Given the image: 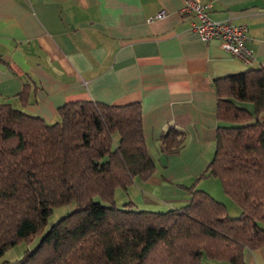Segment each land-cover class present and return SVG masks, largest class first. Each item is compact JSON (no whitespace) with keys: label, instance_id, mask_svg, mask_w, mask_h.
<instances>
[{"label":"trees","instance_id":"1","mask_svg":"<svg viewBox=\"0 0 264 264\" xmlns=\"http://www.w3.org/2000/svg\"><path fill=\"white\" fill-rule=\"evenodd\" d=\"M212 82L215 151L197 178L217 177L240 207L235 216L194 184L178 207L115 205L116 188L156 170L137 101H69L55 121L0 102V256L43 230L56 206L79 204L52 222L33 249L0 264H245L246 249L264 246V68ZM29 89L26 82L17 94L22 105ZM183 145L182 130L162 133L161 150L175 153Z\"/></svg>","mask_w":264,"mask_h":264},{"label":"crops","instance_id":"2","mask_svg":"<svg viewBox=\"0 0 264 264\" xmlns=\"http://www.w3.org/2000/svg\"><path fill=\"white\" fill-rule=\"evenodd\" d=\"M202 1L210 4L212 18L247 25L250 63L224 50L218 39L201 40L190 27L192 14L181 13L185 0H0V102L55 121L58 107L69 101H137L156 170L123 188V205L178 207L189 199L186 186L194 184L223 201L229 214L240 213L217 177L197 176L215 151L213 79L264 68V1ZM160 10L165 13L158 15ZM26 82L29 95L22 105L17 94ZM169 126L184 132L175 153L160 149ZM243 256L245 264H264V246Z\"/></svg>","mask_w":264,"mask_h":264},{"label":"built area","instance_id":"3","mask_svg":"<svg viewBox=\"0 0 264 264\" xmlns=\"http://www.w3.org/2000/svg\"><path fill=\"white\" fill-rule=\"evenodd\" d=\"M181 13L192 14L191 29L203 41L220 40L221 47L232 55L250 63L253 59L251 50L247 47V25L235 24L228 20L214 19L209 15L210 4L202 0H185ZM160 10L158 15L164 14Z\"/></svg>","mask_w":264,"mask_h":264},{"label":"rangeland","instance_id":"4","mask_svg":"<svg viewBox=\"0 0 264 264\" xmlns=\"http://www.w3.org/2000/svg\"><path fill=\"white\" fill-rule=\"evenodd\" d=\"M249 108H251V104H249ZM259 118L260 119H264V112L260 113ZM117 190L118 191L115 190L116 205H117V207H122L123 203L126 201V200H124L126 192H125V189L120 188V187ZM221 190H222V188H221ZM222 192H223V190H222ZM226 199L228 200L227 202H229V205L232 204V207L239 209L238 205L234 201H232L229 197L226 196ZM77 207H79V204L75 200H71V201H69L67 203H64V204H61L59 206H56L53 209V212L49 215V217L47 219V223L44 225V229L39 231V232H37V233H35L32 236V238H30L28 240H22L19 243L8 247L3 252V254L0 256V263L3 260L14 261L15 259H17V258L22 256L24 250L33 249L38 244L42 232L45 231L52 222L56 221L63 214H65L67 212H70L71 210H73V209H75ZM239 210H238V212H239ZM230 213L232 214V216H235V215L239 214V213H237V214L234 215L232 210L230 211Z\"/></svg>","mask_w":264,"mask_h":264}]
</instances>
